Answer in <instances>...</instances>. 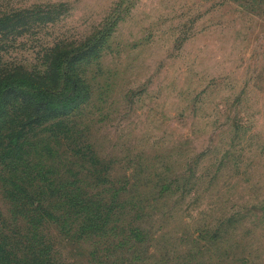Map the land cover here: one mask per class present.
<instances>
[{"label":"rangeland","instance_id":"rangeland-1","mask_svg":"<svg viewBox=\"0 0 264 264\" xmlns=\"http://www.w3.org/2000/svg\"><path fill=\"white\" fill-rule=\"evenodd\" d=\"M16 67L83 88L0 161L17 258L264 264V0H0Z\"/></svg>","mask_w":264,"mask_h":264},{"label":"trees","instance_id":"trees-1","mask_svg":"<svg viewBox=\"0 0 264 264\" xmlns=\"http://www.w3.org/2000/svg\"><path fill=\"white\" fill-rule=\"evenodd\" d=\"M59 81L62 87L53 89L47 71L42 75L17 67L0 71V161L19 156L39 126H48L45 130L54 134L61 120L78 108L83 96L80 77L62 71ZM36 250L28 246L17 258V248L0 240V264H45Z\"/></svg>","mask_w":264,"mask_h":264}]
</instances>
